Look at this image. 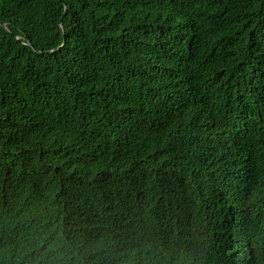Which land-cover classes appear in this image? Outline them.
Segmentation results:
<instances>
[{
    "label": "trees",
    "instance_id": "1",
    "mask_svg": "<svg viewBox=\"0 0 264 264\" xmlns=\"http://www.w3.org/2000/svg\"><path fill=\"white\" fill-rule=\"evenodd\" d=\"M0 21V264H264V0Z\"/></svg>",
    "mask_w": 264,
    "mask_h": 264
},
{
    "label": "water",
    "instance_id": "2",
    "mask_svg": "<svg viewBox=\"0 0 264 264\" xmlns=\"http://www.w3.org/2000/svg\"><path fill=\"white\" fill-rule=\"evenodd\" d=\"M0 27L3 28V29H5L7 31L6 25L4 23H2L1 21H0ZM27 46L30 47V48H32L31 45H30V43H27Z\"/></svg>",
    "mask_w": 264,
    "mask_h": 264
}]
</instances>
